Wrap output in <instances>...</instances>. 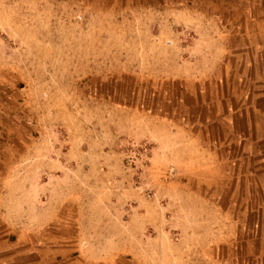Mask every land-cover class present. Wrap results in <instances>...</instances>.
I'll return each mask as SVG.
<instances>
[{
    "label": "rangeland",
    "instance_id": "1",
    "mask_svg": "<svg viewBox=\"0 0 264 264\" xmlns=\"http://www.w3.org/2000/svg\"><path fill=\"white\" fill-rule=\"evenodd\" d=\"M260 66L264 0H0V264H264Z\"/></svg>",
    "mask_w": 264,
    "mask_h": 264
},
{
    "label": "crops",
    "instance_id": "2",
    "mask_svg": "<svg viewBox=\"0 0 264 264\" xmlns=\"http://www.w3.org/2000/svg\"><path fill=\"white\" fill-rule=\"evenodd\" d=\"M255 62V60L253 59ZM251 62V60H250ZM258 77L264 80L261 66L258 67ZM258 90L253 91L245 108V116L248 117V132L240 133L241 139L244 141V152L249 151L248 158L253 160L254 165L249 172L258 174L259 182L262 183L261 188H264V81L258 82ZM251 93V92H250ZM10 156V152L5 153ZM8 156V159H9ZM5 156H0V163L8 166L10 161ZM257 163V166L255 165Z\"/></svg>",
    "mask_w": 264,
    "mask_h": 264
}]
</instances>
